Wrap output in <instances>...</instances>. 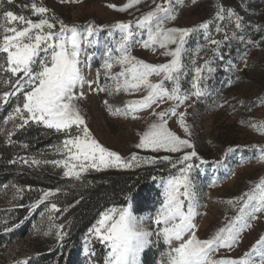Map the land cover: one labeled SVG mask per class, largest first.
Segmentation results:
<instances>
[{
  "label": "rangeland",
  "instance_id": "rangeland-1",
  "mask_svg": "<svg viewBox=\"0 0 264 264\" xmlns=\"http://www.w3.org/2000/svg\"><path fill=\"white\" fill-rule=\"evenodd\" d=\"M32 3L46 7L48 12L43 17L33 14ZM127 3L128 0H13L9 4L3 0L0 13L10 10L34 21L47 18L56 25L53 31H59L61 21L69 27L77 26L79 31L88 26L97 30L99 43L92 47L86 43L82 45L84 83L75 89V103L94 139L109 151L118 153L125 162L135 155L139 166L101 167L99 170L89 166L86 171L77 167L74 171L79 172V176H66L67 169L63 163L54 162L68 161L63 142L70 136L81 135L82 126L73 125L65 133L42 122L29 120L20 127L23 120L15 113V108L19 106L22 109V92L15 85L17 77L5 67H0V97L5 92L12 94L7 102L0 99V144L10 141L26 126H40L51 130L52 139L37 149L27 148L18 153L20 162L33 164L39 169V173H32L35 181L41 183L47 177L58 176L73 182L84 181L93 175L135 178L145 175L141 184L146 186V191L138 203L134 195L107 203L86 221L79 217L82 209L79 200L65 209H53L52 204H27L24 206L27 207L25 216L18 222L16 211L23 208L21 184L13 179L0 183V264H106L110 249L95 234L94 228L99 226L98 221L106 211L129 206L141 225L153 233L151 242L140 254L139 264H161L163 254L170 246L162 238H157L155 217L163 200L164 185L171 176L179 173V169L188 163L192 165L188 176L196 213L193 223L196 225V236L201 240L211 238L238 215L242 201L236 198L249 192L264 178V161L259 159L260 149H264V0H173L176 19L167 21L166 27L196 29L187 38L182 58L185 74L180 85L182 94L188 98L182 103L165 100L151 108L122 115L115 110H123L128 102L141 99L147 95V90H114L115 82L105 75L103 68L106 59L104 44L110 40L109 33L119 32L114 27L118 22H131L136 31V21L153 10L156 4H165V0H140L122 11ZM221 7L233 10L241 17L242 27L239 30H235L234 17L233 23L228 22L227 11L225 20L216 18ZM205 21L213 22L207 32L198 27ZM15 26L20 27L18 23ZM216 26L222 30L216 32ZM234 31L236 35H233ZM210 39L221 43L213 45ZM169 47L174 48L175 45ZM163 52L164 49L156 46L144 48L133 43L130 47L132 56L149 64L170 62L172 57L163 55ZM4 58V54L0 53V66L4 65ZM196 66L202 68L201 87L205 89V94L199 97L192 94L195 91L192 83ZM208 68H211L210 72ZM121 70L119 64H114L111 73ZM162 78L163 74L159 77L153 75L150 80L157 83ZM164 83L166 87H172L170 81ZM105 87L108 91L97 90ZM27 90L25 86L23 91ZM172 107L177 113H185L189 131H184L178 115L165 117L168 128L182 139H188L194 147H185L179 152L138 148L149 126L159 121L156 113ZM193 150L197 153L196 157L183 164L176 163L186 152ZM166 156L169 160L163 159ZM144 157L153 158L155 163L140 159ZM173 163H176L175 168ZM124 200L125 203H122ZM230 200L232 204L228 203ZM78 225L82 228L78 229ZM250 225L235 245L219 248L212 258L238 259L251 252L264 236V213H257V219L251 220ZM189 235L186 233L184 238ZM179 243L173 241L171 247Z\"/></svg>",
  "mask_w": 264,
  "mask_h": 264
},
{
  "label": "snow or ice",
  "instance_id": "snow-or-ice-1",
  "mask_svg": "<svg viewBox=\"0 0 264 264\" xmlns=\"http://www.w3.org/2000/svg\"><path fill=\"white\" fill-rule=\"evenodd\" d=\"M139 2L140 0H128L121 10H126ZM7 3H13V0H7ZM2 7L3 0H0V8ZM30 7L33 14L41 17L48 12L46 7L38 6L36 3H32ZM226 11L228 22L233 23L234 17L235 30H239L242 27V20L235 11L221 7L216 13V18L225 20ZM174 12L173 0H165V4H156L153 10L136 21V31L133 30L131 22H118L114 27L119 32L109 33L110 40L104 44L106 59L103 68L105 75L110 76L115 82L114 90L140 91L142 88L147 90V95L141 99L128 102L123 110L116 109L117 114L134 113L138 109L151 108L154 104L158 105L165 100L182 103L188 98L186 94H182L180 85L181 77L185 74L182 58L187 38L196 29L166 27L167 21L176 19ZM0 16H2L0 53L5 57L4 65L0 67H5L6 71L17 77L15 85L18 86L23 97L22 109L19 106L15 108V113L23 120L20 127L29 120L42 122L49 128L63 130L65 133H68L73 125L82 126L81 135L70 136L63 142V150L68 154V161L75 163L54 162L63 163L64 168L67 169L64 173L66 176H79V172L74 171L77 167L86 171L89 166L98 170L101 167L139 166L135 155L125 162L118 153L109 151L94 139L75 103L77 99L75 89L84 83L81 71L82 45L86 43L90 47L96 46L99 43L96 37L97 30L93 26H88L84 31H79L77 26L69 27L61 21L59 31H53L56 25L47 18L34 21L10 10H4ZM17 23L20 27L15 26ZM212 23L205 21L198 27L207 32ZM221 30L220 26L215 27L216 32ZM236 34L237 32L234 31L233 35ZM227 38L225 35V39ZM133 43L141 44L144 48L156 46L164 49L162 54L172 59L162 64H149L139 60L130 53ZM210 43L218 46L221 42L210 39ZM170 45L175 47L170 48ZM205 63L209 62L205 61ZM114 64L121 66L122 70L119 73H111ZM208 71L210 72L211 68H208ZM194 72L192 88L195 91L192 94L199 97L205 94V89L201 87L202 68L196 66ZM161 74L163 78L159 82L153 83L150 80L151 76L159 77ZM97 75L99 77V72ZM165 81H170L172 87H166ZM25 86L29 90L23 91ZM97 90L108 91V88ZM11 94L5 92L0 99L7 102ZM80 95L82 96L83 93ZM156 115L159 121L149 126L148 131L141 137L138 148L179 152L182 148L194 147L188 139H182L167 126L165 117L178 115L181 126L185 132H188L184 112L177 113L172 107ZM196 156L194 150L186 152L176 163L183 164ZM140 159L155 163L153 158ZM163 159L169 160V157ZM259 159L264 161V149H260ZM176 163L172 164L173 168L176 167ZM191 167L192 165L188 163L179 169V173L171 176L163 188V200L155 217L158 226L156 235L170 247L163 254L161 264H264V236L256 242L251 252L245 253L241 258L219 260L212 258L219 248H231L235 245L244 229L251 226L250 221L257 219V213H264V178L249 192L236 198L242 201L238 215L229 220L226 226L219 228L211 238L201 240L194 231L196 225L193 223V216L196 213L188 176ZM51 194L52 190L45 191L44 198ZM228 203L232 204L233 201L230 200ZM56 207L52 204L53 209ZM98 225L94 228V232L110 249L106 264H139L140 254L151 242L150 237L153 233L141 225L140 219L132 214L130 206L106 211L102 214ZM186 233L190 234L187 239L184 238ZM173 241L180 243L171 247Z\"/></svg>",
  "mask_w": 264,
  "mask_h": 264
},
{
  "label": "trees",
  "instance_id": "trees-1",
  "mask_svg": "<svg viewBox=\"0 0 264 264\" xmlns=\"http://www.w3.org/2000/svg\"><path fill=\"white\" fill-rule=\"evenodd\" d=\"M52 134L51 130L29 125L15 134L10 141L0 144V183L13 179L21 184L23 208L16 211L18 222L24 218L27 210L24 206L27 204H55L58 208L65 209L79 200L82 202V209L78 214L86 221L107 203L121 201L131 195L135 196L138 203L142 193L146 191V186L141 184L145 175L137 178L93 175L84 181L69 182L60 176L49 178L45 174L47 179L44 182L35 181L32 173H39V169L33 164L20 162L18 153H23L27 148L37 149L43 146L52 139ZM48 190H52V194L45 199L44 192ZM81 228L78 225V229Z\"/></svg>",
  "mask_w": 264,
  "mask_h": 264
}]
</instances>
